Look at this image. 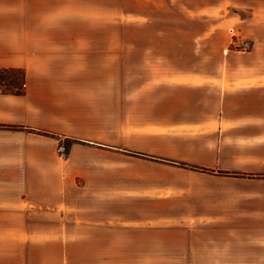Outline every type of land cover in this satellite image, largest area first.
I'll list each match as a JSON object with an SVG mask.
<instances>
[{"label":"crops","instance_id":"crops-1","mask_svg":"<svg viewBox=\"0 0 264 264\" xmlns=\"http://www.w3.org/2000/svg\"><path fill=\"white\" fill-rule=\"evenodd\" d=\"M69 5L0 0V68L26 72L0 93V264H108L82 244L195 228H233L237 264H264L261 30L211 73Z\"/></svg>","mask_w":264,"mask_h":264},{"label":"rangeland","instance_id":"rangeland-1","mask_svg":"<svg viewBox=\"0 0 264 264\" xmlns=\"http://www.w3.org/2000/svg\"><path fill=\"white\" fill-rule=\"evenodd\" d=\"M83 15L97 14L82 25L114 29L115 42L181 44L179 58L209 59L205 70L215 73L218 61L249 52L248 34L264 38V0H67ZM258 17L250 22V17ZM248 46L247 51H242ZM69 147L67 141H62ZM196 233L147 235L146 243L82 244L84 252L107 253L108 264H237L233 228H195ZM217 232V233H215ZM91 247V248H90ZM143 255L144 257H138ZM105 264V259H93ZM92 262V261H91ZM96 262V263H95Z\"/></svg>","mask_w":264,"mask_h":264},{"label":"trees","instance_id":"trees-1","mask_svg":"<svg viewBox=\"0 0 264 264\" xmlns=\"http://www.w3.org/2000/svg\"><path fill=\"white\" fill-rule=\"evenodd\" d=\"M0 93L23 96L26 93V72L21 68H0Z\"/></svg>","mask_w":264,"mask_h":264},{"label":"built area","instance_id":"built-area-1","mask_svg":"<svg viewBox=\"0 0 264 264\" xmlns=\"http://www.w3.org/2000/svg\"><path fill=\"white\" fill-rule=\"evenodd\" d=\"M247 50H248V46H243L242 51H247ZM57 152L60 155V157L64 159L68 155L69 147L65 143H62L58 146Z\"/></svg>","mask_w":264,"mask_h":264}]
</instances>
